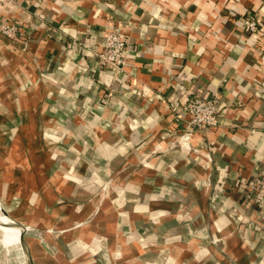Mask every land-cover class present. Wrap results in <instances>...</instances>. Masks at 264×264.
<instances>
[{
	"label": "crops",
	"instance_id": "1",
	"mask_svg": "<svg viewBox=\"0 0 264 264\" xmlns=\"http://www.w3.org/2000/svg\"><path fill=\"white\" fill-rule=\"evenodd\" d=\"M248 12L264 18V0L0 3L24 31L0 35L7 209L60 230L54 249L30 235L38 264H264V203L239 187L264 173V36L242 29ZM111 29L131 41L120 72L97 56ZM193 93L218 95L230 124L180 138Z\"/></svg>",
	"mask_w": 264,
	"mask_h": 264
},
{
	"label": "built area",
	"instance_id": "2",
	"mask_svg": "<svg viewBox=\"0 0 264 264\" xmlns=\"http://www.w3.org/2000/svg\"><path fill=\"white\" fill-rule=\"evenodd\" d=\"M113 1V0H102ZM3 5H14L16 0H0ZM242 29L249 33L264 36V18L257 12H248L242 20ZM0 35L8 40H18L24 35L23 28L14 21L0 20ZM130 39L120 30L111 29L107 32L103 43V50L97 53L102 64L109 65L115 72L124 70L128 64ZM84 47H89L85 42ZM176 114L181 117L188 116L185 131L180 138L189 139L195 132L205 133L212 128L225 127L230 123L224 119L221 102L218 95L193 93L180 105ZM240 190L245 195L246 206H251L252 200L264 203V173L254 174L252 182L239 184ZM32 232L33 228L29 226ZM53 231V230H49Z\"/></svg>",
	"mask_w": 264,
	"mask_h": 264
},
{
	"label": "rangeland",
	"instance_id": "3",
	"mask_svg": "<svg viewBox=\"0 0 264 264\" xmlns=\"http://www.w3.org/2000/svg\"><path fill=\"white\" fill-rule=\"evenodd\" d=\"M12 117L13 116L3 115L0 113V142L4 141L6 138H9L12 136L14 139L17 138L16 133L13 135L12 131L7 129V127H6L7 124L5 123V120L10 121L12 119ZM2 155H3V157H5L6 153L4 154V151H2L0 148V203L5 208H11V211L13 213H17L18 211L16 210V207L19 205V200H18L19 198L15 194H12L10 192L11 190H9V192H8V190H6V183L4 182V180H2V176L5 175V173L3 171L4 169H3V160H2L3 157H2ZM12 155L16 156L15 153H13ZM15 164H16V162H15ZM48 230H43V229L37 230V228H33L32 233L34 235H36V237L38 236L40 238V242L43 243V245H45L49 249L50 248L54 249L55 245L53 243L51 244V242H49L47 240V238H46L47 234L46 233H48V232H50V233L57 232L58 233L60 230H58V229H53L54 231H48ZM1 250H2V248L0 247V264H4V259H3V256L1 254Z\"/></svg>",
	"mask_w": 264,
	"mask_h": 264
},
{
	"label": "bare ground",
	"instance_id": "4",
	"mask_svg": "<svg viewBox=\"0 0 264 264\" xmlns=\"http://www.w3.org/2000/svg\"><path fill=\"white\" fill-rule=\"evenodd\" d=\"M1 210L2 207L0 205V216L3 220L8 221L9 219L1 213ZM19 232L20 229L15 226H0V247L2 248L1 254L4 259V264H23V254L21 243L19 241ZM28 234L32 235V232L28 231Z\"/></svg>",
	"mask_w": 264,
	"mask_h": 264
},
{
	"label": "water",
	"instance_id": "5",
	"mask_svg": "<svg viewBox=\"0 0 264 264\" xmlns=\"http://www.w3.org/2000/svg\"><path fill=\"white\" fill-rule=\"evenodd\" d=\"M2 210L1 213L4 214L5 217H7L9 220H3L0 216V226H6V227H18L20 229L19 232V241L21 243V249L23 254V264H38L34 252H33V244L31 241V236L28 234L29 226L23 223L22 221L16 219L10 211L5 208L0 203ZM30 238V239H29Z\"/></svg>",
	"mask_w": 264,
	"mask_h": 264
}]
</instances>
